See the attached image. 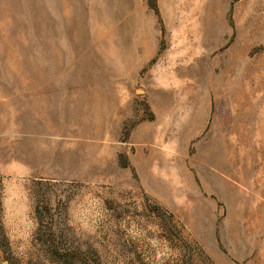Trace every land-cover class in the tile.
Returning a JSON list of instances; mask_svg holds the SVG:
<instances>
[{
	"label": "rangeland",
	"instance_id": "rangeland-1",
	"mask_svg": "<svg viewBox=\"0 0 264 264\" xmlns=\"http://www.w3.org/2000/svg\"><path fill=\"white\" fill-rule=\"evenodd\" d=\"M0 264H264V0H0Z\"/></svg>",
	"mask_w": 264,
	"mask_h": 264
}]
</instances>
